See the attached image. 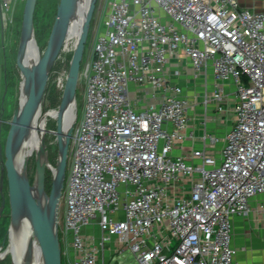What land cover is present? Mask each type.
<instances>
[{
    "label": "built area",
    "instance_id": "obj_1",
    "mask_svg": "<svg viewBox=\"0 0 264 264\" xmlns=\"http://www.w3.org/2000/svg\"><path fill=\"white\" fill-rule=\"evenodd\" d=\"M17 2L0 0L3 28ZM107 2L69 149L63 262L108 264L131 249L136 264H240L233 217L264 193V11L238 0ZM76 41L69 32L64 59ZM182 78L205 79V91L190 100ZM198 101L231 113L232 125L206 131L193 162L172 150ZM218 144L219 157L209 154Z\"/></svg>",
    "mask_w": 264,
    "mask_h": 264
},
{
    "label": "water",
    "instance_id": "obj_2",
    "mask_svg": "<svg viewBox=\"0 0 264 264\" xmlns=\"http://www.w3.org/2000/svg\"><path fill=\"white\" fill-rule=\"evenodd\" d=\"M39 0H26L21 26V57L15 61L19 77V92L5 144L0 192V220L10 207V223L7 231L8 245L4 253H10L12 264H63L60 239V204L63 196L68 157L73 130L78 120L76 110L77 90L82 60L88 42L91 23L98 0H89L79 27L76 46L72 53L61 103L55 113L45 103L47 83L51 70L59 56L63 43L73 27L69 1L62 0L55 19L52 35L45 51L38 58L29 54V42L35 38L34 18ZM22 70V71H21ZM56 117L57 130L48 128L47 119ZM44 122L39 131L37 147L28 152L27 139L35 125ZM60 136V151L56 164L50 158L51 140L47 134ZM0 134L1 126H0ZM35 152L36 168L33 179L29 159ZM52 173L51 189L46 188L47 172ZM5 173L8 182V198L4 192Z\"/></svg>",
    "mask_w": 264,
    "mask_h": 264
},
{
    "label": "rangeland",
    "instance_id": "obj_3",
    "mask_svg": "<svg viewBox=\"0 0 264 264\" xmlns=\"http://www.w3.org/2000/svg\"><path fill=\"white\" fill-rule=\"evenodd\" d=\"M62 0H39L37 3V8L34 18V29H35V38L40 46V48L45 51L47 44L49 42L50 36L52 35V30L54 27L55 19L57 18V12L59 5ZM97 7L94 13V19L91 23L90 36L86 44L85 54L82 60V66L80 71V79L77 90V102L76 110L81 112L83 107V94L85 91V71L87 62L93 53V45L97 36V33L103 23L105 13L107 11V0H98ZM26 5V0H18L17 8L15 12V23L11 24L8 29L3 28L0 21V116H3L4 119L11 120L16 102L18 101V92H19V77L17 74L15 61L21 57L22 62L28 65L25 57L21 51V26L22 18L24 17V9ZM77 34V33H76ZM73 35V36H76ZM71 57L64 59L60 54L56 59V62L51 70L48 85L46 88L45 103L46 106H49L51 93L56 92L57 94L63 96L66 77L68 74V69L70 65ZM10 70L12 77L6 79V74ZM22 71V70H21ZM61 103V101H60ZM58 104V106L60 105ZM58 106L52 107V109L58 108ZM57 119L56 117H50L47 119L48 128L51 130H57ZM31 135L27 139V149L28 151L32 148ZM7 139V138H6ZM47 139H51L52 143L50 145L51 155L50 158L54 164H56L60 151V136L56 135L54 132H49L47 134ZM6 144V142H5ZM29 169L31 178L34 177L36 160L35 152H32L29 159ZM1 167V166H0ZM0 184L1 183V168H0ZM6 184V183H5ZM4 184V192L6 193V187ZM7 195V194H6ZM8 198V195H7ZM1 201V200H0ZM3 217L10 220V207L5 208ZM84 230H93L92 227H85ZM108 247L111 246V243L107 244ZM111 250V249H110ZM112 255L108 258V264H116V261H119V264H136L135 254L131 249H125L122 252H111ZM63 264H65L63 262Z\"/></svg>",
    "mask_w": 264,
    "mask_h": 264
},
{
    "label": "crops",
    "instance_id": "obj_4",
    "mask_svg": "<svg viewBox=\"0 0 264 264\" xmlns=\"http://www.w3.org/2000/svg\"><path fill=\"white\" fill-rule=\"evenodd\" d=\"M242 7L254 11H264V0H238ZM184 94L192 101H195L198 94L205 91L206 80L203 78L197 81H185ZM207 87H213V77L210 74L207 80ZM229 93V103L234 102L235 85L229 83L226 88ZM206 106L202 102H196L189 109V123L184 129L185 134L176 139L173 155L184 156L189 161L199 162L200 158H193L195 149L203 146L202 136L210 131L218 136H224L231 128V121L227 118L231 113L217 112L214 104ZM222 144L216 148L208 149L209 154L219 157V150ZM187 182V183H186ZM184 190L189 186L186 179L181 183ZM233 246L236 248V258L240 264H264V193L257 195L251 201V211L247 215H235L233 217Z\"/></svg>",
    "mask_w": 264,
    "mask_h": 264
},
{
    "label": "bare ground",
    "instance_id": "obj_5",
    "mask_svg": "<svg viewBox=\"0 0 264 264\" xmlns=\"http://www.w3.org/2000/svg\"><path fill=\"white\" fill-rule=\"evenodd\" d=\"M67 1H69L70 14H72L71 15V17H72L71 22L73 25V27L70 30V35L73 36L77 33L75 36V37H77L78 33H79V27L78 26L82 22L83 15H84V12L87 8L89 0H67ZM28 48L30 50L29 54L36 59L38 58L40 51H42V49L40 48L36 38H32L30 40ZM25 60H26V58H25ZM52 113H55V111L52 110ZM43 126H44V122L43 123L38 122L35 125V127L33 128L32 145H31L32 148L28 152H31L32 150H34L37 147V140H38V136L40 135L39 131H40V128L41 129L43 128Z\"/></svg>",
    "mask_w": 264,
    "mask_h": 264
},
{
    "label": "flooded vegetation",
    "instance_id": "obj_6",
    "mask_svg": "<svg viewBox=\"0 0 264 264\" xmlns=\"http://www.w3.org/2000/svg\"><path fill=\"white\" fill-rule=\"evenodd\" d=\"M0 126H1V133L0 134V168H1V176L3 167H5V142L8 136L9 128H10V120L4 119L3 116H0ZM33 179V178H32ZM5 187H6V194L8 195V182H7V175L5 173ZM52 182V181H51ZM51 182L49 181L48 177L46 180V188L48 191L51 189ZM3 215L1 220L3 219ZM0 220V222H1ZM2 233V226L0 224V264H12V257L10 253H4V250L7 248L8 245V237L7 234L3 235Z\"/></svg>",
    "mask_w": 264,
    "mask_h": 264
},
{
    "label": "trees",
    "instance_id": "obj_7",
    "mask_svg": "<svg viewBox=\"0 0 264 264\" xmlns=\"http://www.w3.org/2000/svg\"><path fill=\"white\" fill-rule=\"evenodd\" d=\"M71 56H72V54L69 55V58ZM11 77H12V75L10 74V70H9L7 72V74H6V79H9L10 80ZM50 97H51V99H50L51 102H49L48 108H52L54 106H58V104L60 103V101L62 99L61 98V95H59V94H57L56 92H53V91H52ZM48 140H51V139H48ZM31 141H32V136H31ZM51 142H52V140H51ZM50 151H51V149H50ZM51 152H50V155H51ZM47 177H48L49 181L51 182L52 181V173H51V171H48L47 172ZM0 200L3 201L2 200V196H1V192H0ZM1 201H0V205H1ZM8 207H9V204L7 202L6 208H8ZM9 223H10V220L9 219L3 218L1 220L0 224L2 226V233H4L3 235H6L7 234L8 227H9Z\"/></svg>",
    "mask_w": 264,
    "mask_h": 264
}]
</instances>
